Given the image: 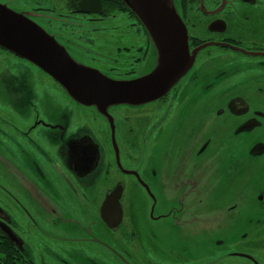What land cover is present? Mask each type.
Wrapping results in <instances>:
<instances>
[{"label":"flooded vegetation","instance_id":"af4514ba","mask_svg":"<svg viewBox=\"0 0 264 264\" xmlns=\"http://www.w3.org/2000/svg\"><path fill=\"white\" fill-rule=\"evenodd\" d=\"M174 1L196 58L140 104L82 102L0 47V264H264V0ZM130 2L0 5L44 29L76 72L134 81L161 56ZM218 179L261 218L208 206Z\"/></svg>","mask_w":264,"mask_h":264},{"label":"water","instance_id":"95a60500","mask_svg":"<svg viewBox=\"0 0 264 264\" xmlns=\"http://www.w3.org/2000/svg\"><path fill=\"white\" fill-rule=\"evenodd\" d=\"M121 1L126 2V0ZM133 2L127 4L140 18L149 33L154 50V61L156 62V59L161 56L158 60L160 66L156 62L152 71L146 72L134 81L116 79L94 81L85 77L84 73L76 72L70 65L71 60L67 54L59 49L44 29L24 15L2 5H0V47L35 63L51 76L62 81L68 91L82 102L100 105L108 103L131 105L150 101L167 93L173 84L190 71L196 52L189 51L188 31L178 4L174 0H133ZM187 54H194V56L185 59L184 56ZM215 127H217V121L214 123L211 119V128ZM218 181L219 179L212 183L208 206L217 209L236 206L241 210L242 215L246 213L248 199L229 196V190L227 193L219 192ZM215 194L222 197L215 198ZM185 206L195 207L197 204L194 202L192 205L187 199ZM218 214L221 213L208 214L207 221L209 223L220 221ZM245 216L247 221L251 220L249 214ZM102 218L112 228L121 224L122 210L119 205V196L107 197L102 207ZM226 220L229 219L226 218ZM173 222L176 223H173L174 227L179 228L176 219ZM180 222L183 221L180 220ZM242 224L245 223L242 222Z\"/></svg>","mask_w":264,"mask_h":264},{"label":"rangeland","instance_id":"374dc122","mask_svg":"<svg viewBox=\"0 0 264 264\" xmlns=\"http://www.w3.org/2000/svg\"><path fill=\"white\" fill-rule=\"evenodd\" d=\"M215 129V130H214ZM211 131H212V134H215L218 138H219V130H218V126L217 127H215V128H211ZM155 146H156V144H155ZM155 146L152 148V155H151V159L152 160H154V157H153V152H154V150H155ZM248 211V213H249V216H250V218H251V220H257V219H259V218H261V215L260 214H258V212H256L255 210H253V209H251V208H249V209H247ZM250 238H254V234H250Z\"/></svg>","mask_w":264,"mask_h":264}]
</instances>
